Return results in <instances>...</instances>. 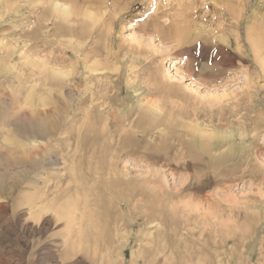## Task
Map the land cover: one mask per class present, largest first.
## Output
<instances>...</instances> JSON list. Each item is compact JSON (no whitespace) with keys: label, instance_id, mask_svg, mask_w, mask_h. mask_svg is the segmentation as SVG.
<instances>
[{"label":"rangeland","instance_id":"1","mask_svg":"<svg viewBox=\"0 0 264 264\" xmlns=\"http://www.w3.org/2000/svg\"><path fill=\"white\" fill-rule=\"evenodd\" d=\"M21 4L0 19L4 42L18 41L20 33L33 29L31 3ZM105 7L100 29L83 33V27L78 28L81 42H86L80 57L64 44L67 39L64 45L52 40L48 51L40 49L41 57L52 51L63 67H72L63 90L74 104L85 97V89L92 90L101 111L90 121L85 108L58 119L45 147L58 165L31 171L24 183L1 196L0 264H119L117 249L107 253L116 222L123 229L117 240L123 243L125 264H133L132 253L141 249L137 264H264V68L254 52L259 49L264 59V0H108ZM164 17L171 19L166 26L181 21L184 35L179 42L161 35ZM4 56L0 52V64ZM94 60L106 70L100 79L88 80L84 67ZM17 61V67L24 64ZM20 66L26 79L30 68ZM15 81L9 75L0 80L1 98H11ZM29 89L30 84H17V109L0 115V172L9 177L7 187L15 181L10 176L23 169L20 158L27 157L26 148L33 152L12 129L25 115L35 117V108L26 105ZM87 91L89 101L93 92L89 96ZM107 122L114 124L106 127ZM194 126L230 139H202ZM125 131L127 136H121ZM40 188L47 202L55 198L53 206L71 201L79 218L86 214L99 227L87 244L74 248L65 236L67 219L55 220L52 211L29 216L31 205L23 202L38 195ZM227 192L243 204L228 202ZM191 202L219 209L223 219L236 215L240 226L247 221L252 225L254 236L246 241L252 257L247 263H238L244 256L239 238L230 239L236 241L230 259L233 243L225 245L223 231L216 234L213 225L200 224L203 219L197 213L186 212L183 205ZM247 207L257 216L252 210L248 214ZM147 231L153 232L154 244L146 240Z\"/></svg>","mask_w":264,"mask_h":264},{"label":"bare ground","instance_id":"2","mask_svg":"<svg viewBox=\"0 0 264 264\" xmlns=\"http://www.w3.org/2000/svg\"><path fill=\"white\" fill-rule=\"evenodd\" d=\"M107 1L108 0H0V19H2L3 13L9 12L13 9L17 10V6L22 5L21 4L22 2H30L31 3L30 4V7H31L30 12H33L36 15L35 21L32 24L33 29H31V32L29 34L28 33L27 34L26 33L25 34L20 33L21 35H20V37H18L19 40L18 41L15 40L12 43L4 42L3 38H0V52H2V54L5 55L4 56L5 58L3 59L2 63L0 64V71H3V74L5 76L9 75L10 77H16V81L13 84L14 86L12 85L13 87L12 86L10 87V89L12 91V95L10 96L11 98L4 99V98L0 97V115L6 113L7 111H14L17 109V107H16L17 101H16V95H15L16 90H14V87H16L17 84L21 87H25V86H28V84H30L29 94H30L31 100H30V102L28 101V103H26V105L28 104L30 107L35 108L33 110V112L35 113V117L30 116V115H25L23 118L20 119L19 124H18L19 125L18 128L16 125L17 122L16 123L14 122L15 123L14 125L12 124L14 127L13 128L11 127V128L13 129L15 135L22 138V139H20L23 142L22 145L23 144L24 145L26 144L27 146L30 145L31 148H33V149H31L33 152H29L28 148H26V150H27L26 152L28 154L27 157L25 154H23L25 156V158H20V161L23 164V167H22L23 169L19 170L18 172L15 171L16 173H13L12 176H10L11 179L15 180L10 187H7V185H6V177H8V176L1 174V172H0V199H1V196L7 194L8 190L15 188L17 186V184L19 185V184L24 183V181L32 173L31 171H33V172L42 171V169H45L48 166H57L58 165V162L52 159L53 157H51L49 155V153L45 150V147H46V145H48L49 141L53 138L54 132L58 128L57 122H59L60 119L66 120V118L69 117L70 112L73 113L76 110H80L82 108H85L86 109V111H85L86 115L85 114L84 115L86 117V120L90 121L92 119V116H94L93 115L94 113L101 111L100 110L101 107L99 106V104H97V100L94 98V96H97L98 94L95 95L92 90L89 93L88 92L89 90L85 89V97L83 96V98L79 99V105L74 104L73 99L70 96H68L67 94H65L64 93L65 90H63V87H65V86H63V84L65 85V82H67V80L70 79V76L73 73L72 67H63V65H61L57 61V58L56 59L54 58L52 51H50L49 57H46V58L41 57L40 56V49L41 50L46 49V51H48L47 48L49 49L50 42H52V40H54L55 42H57L60 45L66 44L68 47L72 48L74 54L77 55V57H80L81 49L83 48L84 44L86 43L85 41H84L85 42L84 44H83V42H81V39H82L81 36L83 35V33H86L85 29H87V31L90 30V32H93V31L96 32V29H98V28L100 29L104 25L101 21H102V18L106 12L105 4ZM21 7H20V9H22ZM1 11H3V12H1ZM164 18H165V22H164V24H162L163 31L160 32V33H162L161 35H163V37H165V39H167V40L169 39V40H172L173 42H176V43L179 42L182 39V36L184 35V34H181V32H182L181 31L182 29L180 27L181 21L175 22V20H174L173 25L171 24L169 26H166L165 23L169 22L171 19L168 17H164ZM79 27H81V28L83 27V29L81 31L83 33H79V29H78ZM157 28H158L157 24H155V27H153V30L155 32H157ZM64 39H67V43L63 44ZM255 44H254V47L256 46ZM93 51H90V52L92 53ZM90 52H88V54ZM254 52H255V56H256L257 60L259 61L261 66L264 68V59L262 58L259 49L257 50L255 48ZM95 55H97V54H95ZM17 60H19V64H20V62L24 63L23 64L24 66L28 65L30 68L29 69L31 71L30 75H29V77L27 76L26 79L23 78L24 74H22V73H26L23 71L25 69L24 68H22V69L18 68L20 65L17 67V65H18ZM177 63H178V61L174 62V64H177ZM22 66H20V67H22ZM26 68H28V67H26ZM84 68H85V72H86V76L88 77V80H89V78L100 79L101 73H103V71L106 70L105 68L101 67V64L99 63L98 60L95 61V63H93L91 65L89 63H86ZM165 74H166V72H165ZM4 75L2 77L0 76V80L5 77ZM90 84H91V82H90ZM1 87H3L2 83H0V89H1ZM90 87H91V85H90ZM113 90H114V88H113ZM86 91H87V93H89V96L93 92L90 96L91 99L89 101H87L88 94L86 95ZM9 92H10V90H9ZM107 94L109 95V92ZM106 101L108 103V99ZM95 102H96V104H95ZM102 103H105V102H102ZM108 104L109 105H107V106H110V102ZM154 106H156V105H154ZM104 107H106V106L104 105ZM157 108H159V107H155V110ZM103 109H105V108H103ZM106 109L104 111H106ZM107 110H109V109H107ZM62 111L65 112L64 113L65 116L60 114ZM109 112H110V110H109ZM102 113H103V111H102ZM107 114H108V111H107ZM52 116L55 118H51L52 120L49 119ZM115 119H117V117L114 118V120ZM159 120H160V118H159ZM127 121L129 122L130 120H127ZM163 123H161V124H163ZM112 124H114V122L113 123L107 122L105 126L109 127V125L111 126ZM133 124L134 123H132V126H130L131 128L134 127ZM158 124H159V122H158ZM114 126H116V125H114ZM173 127H174V124H173ZM112 128H114V127H112ZM120 128H119V130H120ZM191 128H193V126ZM194 128H196V126H194ZM95 130H97V129H95ZM193 130H195L194 132H196V134L194 132H193V134L198 135L202 139H212V138L215 139L216 137H219V136H220L219 139L221 138L222 140H226L228 138L230 139V136L228 137L223 133L214 132L213 130L210 131L207 128L206 129L205 128H196ZM60 133H62V132H60ZM109 133H110V131H109ZM113 133H111V134H113ZM126 133H127V131L123 132V134H121V133L120 134H121V136H124ZM63 136H64V133H63ZM126 136H127V134H126ZM126 136L123 139L127 138ZM5 137H6V135H5ZM131 137H133V136L131 135ZM231 137H232V135H231ZM17 139L19 140V138H17ZM159 139H161V138L159 137ZM5 140L10 141L11 139L6 137ZM150 144H152V143H150ZM111 145H112V143H111ZM21 148H24V147L21 146ZM102 148H103V146H102ZM107 148H105V149H107ZM178 155H180V154H178ZM18 159H19V157H18ZM16 161L17 160H15V162ZM113 162H115V161H113ZM16 163H18V162H16ZM29 166H30L31 170L29 169ZM101 169H103V168H101ZM108 170H109V167H108ZM156 176H158V175H156ZM159 176H162V175L159 173ZM159 178H161V177H159ZM145 182H147V181H145ZM165 183H164V186L167 185ZM152 184H154V183H152ZM144 185H145V183H144ZM166 187H168V186H166ZM8 188H10V189H8ZM58 188H57V191H58ZM150 188H151V186H150ZM159 192H161V190ZM226 194H227L226 198H227L228 202L237 203V204H239L238 206L243 204L241 202L240 197L236 196V194L229 193V192H227ZM4 199H5V197H4ZM54 200H55V198L53 200H51L50 202H47L45 200V192L40 188L38 191V195L33 197V199H31L30 197H26L25 201L23 200L24 201L23 204L31 205V208H30L31 210L29 213V216H31V217L40 216L45 212L52 211L54 213L53 216H54L55 220L58 221V220L63 219V218L67 219V225H66L67 227H66V235H65L66 240H69L72 243V246L74 248H76V247L78 249L81 248L84 244H87V241H88L90 234L92 232L98 231L99 227L96 226L95 223L88 220V218L86 217V214H85V216L83 215L82 217H80L81 218L80 219L76 215L77 214L76 211L78 209L76 204H73L70 201V202L66 203L65 205L63 204L60 206H55V204H54V206H53ZM139 201H140V199H139ZM72 202H74V201H72ZM23 204H21V205H23ZM234 205H236V204H234ZM183 209L186 212L190 213L191 215L193 213H195V214L197 213L198 216L202 217L203 223L201 222L200 224H205V225H210V226L213 225V227L217 228L216 234L219 233L218 231H221V232L223 231V233L225 234L224 235L225 239L223 241L221 240V242H224L226 240L224 242L225 245H229L230 243H233V245H231V247H230L231 250L229 252L230 253V259L233 257V251L235 250L234 246L236 244V241H235L236 237H237V239L239 238L237 241L239 242V244L241 245V247L243 249L242 251L244 253V256H246V257L243 256L241 258L238 257L240 260V261L238 260V263H243V262L247 263L249 258L252 257L251 255H249L246 241L252 240L251 238L249 239V237L254 236L251 234H252V230L255 231V229L252 228V225H249L248 221L246 224L240 226L241 222H240V225L238 224L240 219L238 221L236 215L229 216V217H227V219H223V216H221V213L218 212L219 209L218 210L212 209V207H211V209L210 208H204L201 205L192 204V202L184 204ZM247 209H248V207H247ZM152 210H153V208H152ZM240 210H242V209H240ZM250 210H252V209H250ZM250 210L248 209V211H246V212H248V214H249ZM85 211L87 212L86 208H85ZM252 212H253V210H252ZM185 213H183L184 214L183 216H185V217L189 216L188 213H187V215ZM252 214L254 215V217L257 216V213L253 212ZM191 215H190V217L192 218ZM197 218H199V217H197ZM202 219H201V221H202ZM252 219H254V218H252ZM196 220H198V219H196ZM199 220H200V218H199ZM199 220H198V222H199ZM237 221H238V223H237ZM150 223H152V222H150ZM254 226H256V225H254ZM207 229L205 231H207ZM122 230L123 229H122V226L120 225V223L116 222V224L113 227V238L110 242L111 244L109 245V243H108V246H107V253H111V249H117V252H118L117 260L119 261V264H125V259H126L125 255L123 253V243H121V241L117 240L121 236L120 233H123ZM198 230H199V228H198ZM211 230L208 229V231H211ZM224 230H225V232H224ZM212 232H214V231H212ZM157 233H158V231H157ZM238 234H240V237ZM221 235H223V234H221ZM91 236H93V235H91ZM153 237H154V235H153L152 231L146 232V240L149 243L153 242V244H154L155 241H154ZM96 238H97V236H96ZM233 238H235V240H232L230 242V239H233ZM254 242H256V240H254ZM143 244H144V242H143ZM163 244H165L164 241H163ZM251 245L253 246V252H254L253 255H255V253L257 252L255 250V248H256L255 244H251ZM148 246H150V245H148ZM260 246H263V244ZM156 247H157V245H156ZM159 248H160L159 253H163L162 248L161 247H159ZM263 249L264 248H262V251H263ZM144 251H146V250L144 249ZM141 252L143 253L142 249H141ZM141 252L135 251L132 253V258H133L132 263L133 264H137L136 261L138 260V258H140L139 256L141 255ZM156 252L157 251H155V253ZM151 254H153V253H151ZM263 254H264V252H263ZM146 255H148V254H146ZM177 255H175V256H177ZM165 257H166V255H165ZM187 257H189V256H187ZM184 258H186V257H184ZM143 259L141 261H143ZM165 260L166 259H164V261ZM113 261H114V259H113ZM228 261H227V264H229ZM258 261H259V259H258ZM258 261H257V263H258ZM191 262H192V260H191ZM162 263H163V261H162ZM185 263H186V261H185ZM234 263H236V262H234ZM260 263L262 264V262H260ZM197 264H205V263H203V261H201V260H198Z\"/></svg>","mask_w":264,"mask_h":264}]
</instances>
